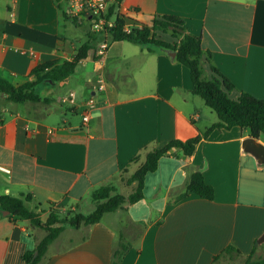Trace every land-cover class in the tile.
I'll use <instances>...</instances> for the list:
<instances>
[{
	"label": "crops",
	"instance_id": "0c3cea01",
	"mask_svg": "<svg viewBox=\"0 0 264 264\" xmlns=\"http://www.w3.org/2000/svg\"><path fill=\"white\" fill-rule=\"evenodd\" d=\"M70 1L61 0L67 10ZM118 9L134 25L150 24L154 15L182 17L234 84L232 95L264 99V0H122ZM60 14L54 0H0V77L20 84L32 79L35 65L72 58L85 33ZM106 35L93 44L100 58L80 60L71 75L44 87L47 104L7 105L0 113V165L10 170L0 171V195L30 194L39 210L74 209L95 186L130 175L146 151L217 121L191 92L187 67L152 45L109 42ZM69 93L78 103L94 100L86 122L81 105L62 102ZM7 103L0 94V108ZM54 110L61 113L56 125ZM248 136L238 126L215 129L191 156L160 157L144 176L141 200L91 225H65L39 264H111L118 230L131 243L121 264H210L229 244L247 255L255 240L254 256H263L264 164L243 149ZM192 170L213 186V200L194 192L174 200ZM36 241L31 226L0 216V264H25L22 255Z\"/></svg>",
	"mask_w": 264,
	"mask_h": 264
},
{
	"label": "trees",
	"instance_id": "16d2710c",
	"mask_svg": "<svg viewBox=\"0 0 264 264\" xmlns=\"http://www.w3.org/2000/svg\"><path fill=\"white\" fill-rule=\"evenodd\" d=\"M121 1L108 2L106 11L101 15L107 21L113 22L112 26L106 27V40L109 42L125 40L140 45H152L165 52L175 51L174 59L189 70L192 83L191 92L203 99L204 103L216 114L217 121L199 130L193 137L185 140L171 139L160 147L146 151L143 160L127 178V184L133 186L132 192L124 195L115 192L114 185L99 186L91 196L95 207L88 213L68 210L61 216L59 209L50 207L51 209L46 210L48 213L46 220L42 221V210L38 211L37 207L31 206L30 194L0 195V216L3 211H8L5 216L10 221L24 220L29 223V226L45 231L33 248L24 251L22 258L25 264H39L48 245L59 235L65 225L74 227L91 225L101 221L104 214L125 208L141 200L144 176L147 172L156 169L160 157L191 156L196 145L206 139L215 129H230L238 126L242 130H247L249 135L256 139H264V99L244 91H238L233 96L234 84L213 64L210 51L201 47L200 36L186 31L182 17L173 14L154 15L150 24H127L128 19L118 9ZM54 2L61 10V18L69 21L71 18L61 0H54ZM72 20L76 21V19ZM85 25L89 26V23ZM126 25L130 26L129 31L124 30ZM98 35L100 34L94 32L85 33L86 39L76 48L71 59L61 62L48 60L35 65L29 73L32 76L31 80L15 84L0 77V94L4 95L5 100L16 104L25 102L47 104L48 99L36 94L35 87L39 84L54 85L64 80L75 71L80 60L90 55L95 59L100 58L101 55L97 54V49L92 43L96 41ZM138 161L139 155L131 159L133 163ZM190 192L208 200H213L215 197L213 186L205 181L199 170L190 171L183 191L176 195L174 200H179ZM255 244L256 240L247 255H243L234 245L229 244L213 256L210 264H220L222 260H233L235 257H243L242 264H264V255L254 256ZM130 247V241L126 240L120 232L113 243L111 264H121L124 254Z\"/></svg>",
	"mask_w": 264,
	"mask_h": 264
},
{
	"label": "rangeland",
	"instance_id": "374dc122",
	"mask_svg": "<svg viewBox=\"0 0 264 264\" xmlns=\"http://www.w3.org/2000/svg\"><path fill=\"white\" fill-rule=\"evenodd\" d=\"M70 20L67 21V23L73 28L72 30H77L78 32L79 31H83L84 30V33H89L90 32V29H89V26L85 25L86 23L84 22V20H81V18H77L76 16H70ZM72 19H76V21L72 20ZM85 36L83 38H81V42H83L85 40ZM103 39V38H102ZM101 40V36L98 35V37L96 38V41L94 40V45H96L99 41ZM44 87H50V85H45L43 87H39L38 85L35 87V92L36 94H38L40 97L44 96L45 94V89ZM53 88V87H51ZM196 99H198L199 103H201V107L203 109V111H207V112H210L212 113V115H215V113L210 110V108L204 103L203 99L200 98L199 96H195ZM7 105H11L15 108H18L19 110H22L23 109V104H16V103H13V102H9L6 104V107L5 109H2L0 108V113L3 114V115H6L8 113V106ZM66 114H67V117L69 119L73 118L74 120H78V116L75 115V114H72L71 112L69 111H65ZM64 113V112H63ZM60 115L61 113L58 111V110H54L53 114L51 115V122L52 124L56 125L58 123H60L61 119H60ZM129 175H125L121 181H114V186H115V192L117 193H121V194H124V195H127L129 194L130 192H132V189H133V186L132 185H129L127 184V178H128ZM98 188V186H95L90 192L88 195H86L82 200L81 202L79 203V205H76L74 209L72 208H69L70 211H77L79 210L80 212H83V213H88L90 211H92L95 207V203L93 202L91 196H92V193L93 191ZM33 207H37L36 210L39 211L40 207L38 205H33ZM49 209H51L49 207ZM52 209H54L52 207ZM42 213H41V219L42 221H45L46 220V217H47V211H46V205L44 204L43 207H42ZM68 211V208L67 209H64V210H61V216H63L66 212ZM112 215V214H111ZM20 223H24V224H27L29 225V223L27 221H24V220H21L19 221ZM71 227V226H70ZM133 229L132 226H129L126 230H131ZM32 230H33V234H35V236H37V240L40 239V237L42 236V234L45 233V231L41 230L40 228L38 227H32ZM137 229L135 228V231ZM121 232V230H118ZM132 231V230H131ZM68 232H65V233H62L60 234L62 237H65L67 235ZM51 247L53 248V246L51 245ZM243 257H235L233 260H222L220 262V264H242L243 263Z\"/></svg>",
	"mask_w": 264,
	"mask_h": 264
},
{
	"label": "built area",
	"instance_id": "2783aa9c",
	"mask_svg": "<svg viewBox=\"0 0 264 264\" xmlns=\"http://www.w3.org/2000/svg\"><path fill=\"white\" fill-rule=\"evenodd\" d=\"M107 5L108 0H71L67 12L69 16H76L84 20L85 23H89L90 32L106 35V27L113 25V22L107 21L101 16L106 11ZM129 29V25L124 27L125 31H129ZM106 47L107 41L101 42L98 46V53L103 54ZM98 88H103V81L101 79H98ZM62 102L81 105L84 110L82 115L83 122L88 120L90 111L95 107V102L91 98L78 103L73 93H69L68 96L62 98ZM0 171L5 173L10 172L9 168L3 165H0Z\"/></svg>",
	"mask_w": 264,
	"mask_h": 264
},
{
	"label": "water",
	"instance_id": "95a60500",
	"mask_svg": "<svg viewBox=\"0 0 264 264\" xmlns=\"http://www.w3.org/2000/svg\"><path fill=\"white\" fill-rule=\"evenodd\" d=\"M167 54L174 58L176 52L168 50ZM242 147L245 151L251 153L259 163L264 164V143L252 136H248L242 141ZM6 214H8V211L2 212V215Z\"/></svg>",
	"mask_w": 264,
	"mask_h": 264
}]
</instances>
